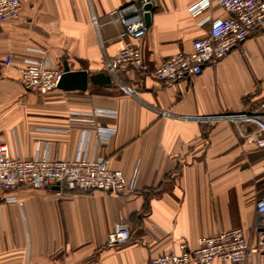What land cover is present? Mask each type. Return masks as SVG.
Segmentation results:
<instances>
[{"label": "crops", "instance_id": "crops-1", "mask_svg": "<svg viewBox=\"0 0 264 264\" xmlns=\"http://www.w3.org/2000/svg\"><path fill=\"white\" fill-rule=\"evenodd\" d=\"M135 0H21L20 16L0 23V139L12 155L71 159L80 151V123L95 108L110 134L91 129L87 154L123 171L133 190L112 197L102 190L23 185L0 188V264H150L180 245L240 228L256 243L264 197V148L243 136L246 124L189 116L257 112L264 103V30L200 74L167 86L137 71L115 72L111 60L125 45L108 13ZM154 0L147 33L136 43L151 67L188 53L208 35L212 19L230 13L218 0ZM48 54L64 71L105 73L111 87L89 80L86 89L26 88L20 68ZM12 56L7 64L5 59ZM132 85L136 93L122 91ZM126 222L131 239L111 247L108 235ZM191 264H200L193 262ZM210 264H242L216 259Z\"/></svg>", "mask_w": 264, "mask_h": 264}, {"label": "built area", "instance_id": "built-area-1", "mask_svg": "<svg viewBox=\"0 0 264 264\" xmlns=\"http://www.w3.org/2000/svg\"><path fill=\"white\" fill-rule=\"evenodd\" d=\"M230 13L228 16L212 19L208 35L193 42L191 52H180L164 57L151 67L143 59L141 48L136 43L149 29L145 15L152 12L154 0H135L108 13L106 23L120 25V37L128 36L125 45L111 60L113 71L150 75L172 86L186 76L200 74L207 64H216L226 58L231 51L243 45L251 34L264 30V0H218ZM210 0H202L192 12L207 8ZM21 12V0H0V23L17 19ZM12 56L5 59L7 64ZM63 71L55 66L48 54L28 60L20 68V77L26 88L46 93L58 87ZM121 89L128 94L136 93L135 87L122 84ZM263 110L257 112L227 113L213 116H189L198 121L226 119L246 124L255 123L253 128H244L242 136L258 148H264V103ZM113 111L95 108L79 118L80 123L89 127L82 130L80 151L71 159L51 158L36 155L31 158L14 156L6 142L0 139V188L12 191L27 185L35 188L67 186L72 189L102 190L112 197H118L133 190L132 185L120 169H113L110 161L103 157L87 154L91 129L105 142L110 134L97 126L96 118L112 115ZM261 216L260 230L256 243H251L240 228L220 231L211 236L199 238V245L190 248L187 243L180 245L179 252L161 253L151 258L150 264H210L214 260L235 261L242 264H264V197L257 204ZM131 239L128 223L117 224L108 235V245L120 247Z\"/></svg>", "mask_w": 264, "mask_h": 264}, {"label": "water", "instance_id": "water-1", "mask_svg": "<svg viewBox=\"0 0 264 264\" xmlns=\"http://www.w3.org/2000/svg\"><path fill=\"white\" fill-rule=\"evenodd\" d=\"M146 22L149 24L151 21V13L145 15ZM89 80L98 82L101 85L111 87L112 80L111 77L105 73H99L94 76H88L87 71L85 70H72L69 65L65 66L63 71L62 78L59 82L58 87L62 89H86L89 83ZM54 189H60L61 187L56 185L53 186Z\"/></svg>", "mask_w": 264, "mask_h": 264}]
</instances>
